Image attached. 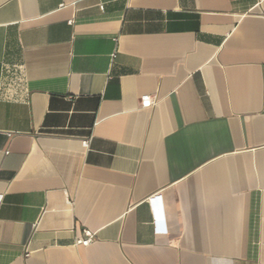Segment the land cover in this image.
I'll use <instances>...</instances> for the list:
<instances>
[{
	"label": "crops",
	"instance_id": "crops-1",
	"mask_svg": "<svg viewBox=\"0 0 264 264\" xmlns=\"http://www.w3.org/2000/svg\"><path fill=\"white\" fill-rule=\"evenodd\" d=\"M0 264H264V0H0Z\"/></svg>",
	"mask_w": 264,
	"mask_h": 264
},
{
	"label": "built area",
	"instance_id": "built-area-1",
	"mask_svg": "<svg viewBox=\"0 0 264 264\" xmlns=\"http://www.w3.org/2000/svg\"><path fill=\"white\" fill-rule=\"evenodd\" d=\"M103 7L104 6L101 5V8H103ZM17 79H18V82H17L18 87L20 88L22 93L27 97L28 90L26 89V86H25V76H24V71H22V69L18 73ZM4 87H8V85L6 86V84L4 83L3 88ZM152 104H153V98L151 97V95L145 94L141 97V107H144V108L150 107ZM90 141H91L90 137L82 139V143L86 148H88L90 146ZM94 238H95V232H93L90 229H85L83 232V236L79 237L77 239L76 243L82 244V245H89L93 242Z\"/></svg>",
	"mask_w": 264,
	"mask_h": 264
}]
</instances>
